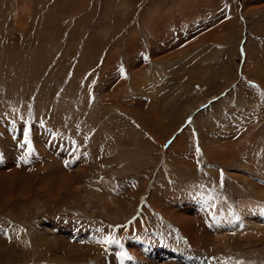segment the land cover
I'll use <instances>...</instances> for the list:
<instances>
[{
    "label": "rangeland",
    "instance_id": "obj_1",
    "mask_svg": "<svg viewBox=\"0 0 264 264\" xmlns=\"http://www.w3.org/2000/svg\"><path fill=\"white\" fill-rule=\"evenodd\" d=\"M262 60L264 0H0V264H264Z\"/></svg>",
    "mask_w": 264,
    "mask_h": 264
},
{
    "label": "crops",
    "instance_id": "obj_2",
    "mask_svg": "<svg viewBox=\"0 0 264 264\" xmlns=\"http://www.w3.org/2000/svg\"><path fill=\"white\" fill-rule=\"evenodd\" d=\"M260 64V66L259 67H261V71H262V75L264 76V60H262V61H260L259 62ZM264 78V77H263ZM20 122H17V121H15L13 124H12V126L10 127V129L8 128V131H10V132H12V135H11V137L14 139V140H17V138H18V135H19V132H20V130H21V128H22V125H23V131L24 132H26L27 131V128H25L24 127V125H26V126H28V120H24V119H21V120H19ZM259 127L257 128V129H254L253 131H255L254 132V137L253 138H250V134L249 135H247V136H245L244 137V140L245 141H254V139L255 140H257V141H259L260 143H262V142H264V120H261L260 121V124L258 125ZM21 130V131H22ZM249 139V140H248ZM24 141H25V139L24 140H22L21 141V143H24ZM252 141V143L254 144V145H256V143H254ZM258 142V143H259ZM52 143V140H49V144H51ZM57 143H59V141L57 142ZM259 143V144H260ZM26 145V144H25ZM264 145V144H263ZM27 146V145H26ZM259 146V145H258ZM261 147V146H260ZM52 151L53 152H58V150L57 149H55L54 148V145H53V149H52ZM261 151L263 152V156H264V146H263V148H261ZM53 154V153H52ZM53 155H55V154H53ZM118 264V263H117Z\"/></svg>",
    "mask_w": 264,
    "mask_h": 264
},
{
    "label": "snow or ice",
    "instance_id": "obj_3",
    "mask_svg": "<svg viewBox=\"0 0 264 264\" xmlns=\"http://www.w3.org/2000/svg\"><path fill=\"white\" fill-rule=\"evenodd\" d=\"M24 144L29 145V151L26 153V156L30 155L31 154V147H30V142H29V140L27 138V135L25 136ZM197 151H199V149H197ZM26 156L22 157L21 159H26ZM112 242L113 241L110 238H105V240H104V243H106V244L107 243H112ZM236 264H244V262L243 261H237Z\"/></svg>",
    "mask_w": 264,
    "mask_h": 264
}]
</instances>
